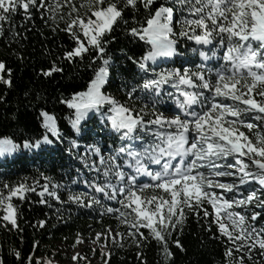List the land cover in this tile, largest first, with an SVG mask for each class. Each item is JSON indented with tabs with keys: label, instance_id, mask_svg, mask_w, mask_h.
<instances>
[{
	"label": "snow or ice",
	"instance_id": "6c2138e0",
	"mask_svg": "<svg viewBox=\"0 0 264 264\" xmlns=\"http://www.w3.org/2000/svg\"><path fill=\"white\" fill-rule=\"evenodd\" d=\"M176 3L181 7L174 9L161 3L152 11L155 0H123L122 7L120 0H81L79 8L74 0H51L50 3L46 0H0V33L3 24L10 22L21 10L25 19H30L32 9L43 8L51 13L53 21L68 17L67 27L61 30L70 34L75 46L64 52L63 59L72 63L76 58L83 59L91 49L99 54L101 64L94 69L86 88L74 92L70 98H61L60 102L73 110L70 123L77 131L91 113H99L105 125L119 134L121 141H141L138 149L128 143L122 144L107 161L100 148L88 146L100 156L106 181L92 183L90 187L94 193L119 203L120 208L109 207L106 211L117 213L120 224L136 230L128 233L133 240L137 234L146 239L140 232L141 228H146L162 245L165 256L171 257L166 237L172 235L169 229L183 225L187 209L198 216L202 212L204 217L214 213L211 222L237 251L246 248L249 259L257 246L264 255V226L257 229L244 214L235 210L252 204L264 208V199L258 194L264 192V133H253V139L240 130L241 127L249 131L256 128L245 117L264 121V0H176ZM140 6L147 15L140 21L134 16L133 21L138 26L127 31L134 39L142 41L147 50L139 59H128L146 76L150 67L158 66L161 60L183 55L178 50L180 38L199 46L191 51L198 52L202 61L209 62L213 58L218 63L223 61L219 67L206 68V64L201 63L199 71L185 67L182 71L156 72L152 68V77L127 91L129 99L134 98L138 89L150 94V114L145 110L147 104L137 111L134 106L121 103L103 91L112 66L111 58H104L108 44L104 37L123 20L125 9L136 12ZM65 8L67 13H64ZM81 8L86 10L81 13ZM177 11L181 12L180 19L175 17ZM185 11L187 15H183ZM174 22L180 27L178 35ZM205 47L209 48L211 56L203 50ZM218 50L222 55H218ZM4 69L5 64L0 62V71ZM60 71L62 69L53 64L43 75L51 76ZM0 82L11 86V80L2 76ZM169 84L177 93L176 111L171 116L156 109L163 87ZM40 115L45 134L34 143L26 140L23 145L26 149L52 144L54 140L50 137L61 138L56 117L47 111H41ZM70 143L72 147L77 146L75 141ZM17 148L10 137L0 138V156L12 154ZM124 156L127 159L121 165L117 161ZM125 168L132 169L135 175ZM92 169L99 171L95 163ZM144 176L149 178L148 182L137 179ZM219 178L234 179L221 182ZM113 179L116 183L111 182ZM3 187L8 191L6 195L0 192V212L3 213L0 220L15 228L17 209L12 198L23 200L25 193L35 188L24 181ZM59 187L61 185L52 184L49 190V185L45 184L40 195L47 193L59 199L56 191ZM148 189L152 190L150 195ZM68 200L86 207L101 204L97 196L89 193H70ZM205 204L211 206V213ZM260 215L253 211L251 221L255 222ZM116 235L123 238L119 232ZM176 243L179 246V241ZM225 255L232 256V248L226 249ZM235 264H245L244 258L240 257Z\"/></svg>",
	"mask_w": 264,
	"mask_h": 264
},
{
	"label": "trees",
	"instance_id": "16d2710c",
	"mask_svg": "<svg viewBox=\"0 0 264 264\" xmlns=\"http://www.w3.org/2000/svg\"><path fill=\"white\" fill-rule=\"evenodd\" d=\"M50 2L51 0H46V3ZM74 3L79 8L81 0H74ZM161 3H166L174 9L181 7L176 0H155L152 11ZM119 6H123V0H120ZM85 10L80 9L81 13ZM31 11L30 19H25L23 10L13 15L10 22L3 24L0 33V62L5 64L0 76L11 80V86L0 82V138L10 137L18 145L14 153L0 156V192L6 195L8 190L3 187L4 184L12 187L21 181L35 188V191L26 192L23 200L12 198V203L17 209L15 228L0 220V264H52L54 257L71 261L73 258L58 253L57 244L73 247L78 238L95 242L104 248V251L92 249L93 257L99 259L100 264H235L240 257L244 258L245 264H264V255H261L262 250L258 246L252 250L251 259L246 254V248L237 251L232 246L228 237L222 235L218 226L211 222L214 213L204 217L202 212L198 216L195 211L189 212L185 209L183 225L169 229L172 235L166 237L171 257L165 256L162 245L150 235L148 229H140L146 239H141L137 234L133 240L128 235L129 231L136 230L120 224L116 219L117 213L106 211L109 207L120 208L119 203L94 193V189L90 187L92 183L103 184L106 181L103 177L104 169L100 166V156L95 155L88 146L100 148L104 160L107 161L122 144L128 143L138 149L141 141H121L119 134L105 125L99 113L92 114L81 122L79 131L72 128L70 120L73 118V110L61 103V98H70L74 92L86 88L94 69L101 64L100 56L95 49H91L83 59L76 58L74 62L69 63L63 59V55L66 50L75 46V42L68 32L61 30L67 27V15L64 20L57 18L53 21L50 19L51 13L43 8ZM67 12L68 9L65 8L64 13ZM146 15L142 6L136 12L131 8L125 9L123 20L104 37L108 41L104 58L110 57L112 66L103 91L121 103L134 106L137 111L147 104L145 110L150 114V94L138 89L134 98L129 99L127 91L142 84L145 78L152 77V68H155L156 72L165 69L182 71L185 67L199 71L198 65L201 63H205L206 68L219 67L223 61L218 63L215 58L209 62L202 61L198 52L191 51L193 47L199 46L180 38L178 50L183 55L161 60L158 66L150 67L146 76L128 57L139 59L147 50V46L134 39L127 31L138 26L133 21L134 16L136 21H140ZM183 15H187V12ZM175 17L180 19L181 12L177 11ZM174 31L177 35L180 31L175 22ZM203 50L211 56L208 47ZM218 55H222L219 50ZM53 64L62 71L44 76L43 72L49 70ZM8 69L11 70L10 73ZM205 74L207 75L206 69ZM151 95L154 96L155 93ZM176 95L170 84L165 85L156 109L165 115L174 114ZM41 111H47L56 117L61 138L56 140L50 137L54 140L52 144L26 149L23 146L26 140L34 143L45 134V129L41 126ZM245 119L256 125L251 131L244 127L240 129L250 138L254 139L253 133L257 131L264 133V121L254 120L250 116ZM71 141H75L77 146L72 147ZM125 159L126 156L121 157L117 162L123 165ZM93 163L99 171L92 169ZM125 170L135 175L132 169ZM137 179L141 182L149 181L146 176ZM111 182L116 183L115 179ZM45 184L49 185V190H52V184L61 185L56 189L59 199L47 193L40 195ZM255 187L259 188V185ZM70 193L94 194L101 200V204L86 207L70 202ZM151 193L152 190L148 189L147 194ZM258 194L264 199V192ZM41 200L46 202L41 203ZM204 206L211 213V206ZM235 210L244 214L248 222L254 224L257 229L264 226V208L252 204L247 208ZM253 211L261 213L255 222L251 221ZM2 215L0 212V216ZM41 221L44 222L43 225ZM109 229L111 234H123V238L119 236L120 239L114 241L112 235H109ZM97 233H100L99 237ZM228 248H232V256L225 255Z\"/></svg>",
	"mask_w": 264,
	"mask_h": 264
},
{
	"label": "rangeland",
	"instance_id": "374dc122",
	"mask_svg": "<svg viewBox=\"0 0 264 264\" xmlns=\"http://www.w3.org/2000/svg\"><path fill=\"white\" fill-rule=\"evenodd\" d=\"M98 114V113H91ZM173 115V113L168 114V116ZM83 122V121H82ZM221 181L224 182H231L234 178H219ZM112 238L114 241H118L120 238L116 234L112 233ZM90 250H87L89 249ZM58 253L61 256H67L69 258H73L71 261L69 259H62V258H52V264H100V260L93 257L92 249L97 250H104V248L98 245L95 242H90L86 239L78 238L77 243L73 247H66L63 244H57ZM75 257V259H74Z\"/></svg>",
	"mask_w": 264,
	"mask_h": 264
}]
</instances>
